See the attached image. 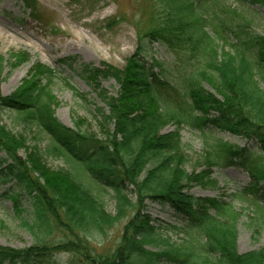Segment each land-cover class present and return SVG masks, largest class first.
I'll use <instances>...</instances> for the list:
<instances>
[{
  "label": "trees",
  "instance_id": "trees-1",
  "mask_svg": "<svg viewBox=\"0 0 264 264\" xmlns=\"http://www.w3.org/2000/svg\"><path fill=\"white\" fill-rule=\"evenodd\" d=\"M151 1L158 11L148 17L146 29L138 27L135 50L123 67L79 65L108 107V112L104 107L96 110L98 131L68 126L56 116L58 103L51 89L55 70L40 62L12 93L0 94V182L14 187L5 195L16 207L21 196L29 199L30 227L38 235L29 246L0 244V264H264V247L239 251L237 218L230 204L190 192L194 185L216 186L214 168L242 166L251 183L239 196H251L257 212L263 211L264 32L253 24L256 17H264V0H235L237 6L212 12L206 0ZM22 3L31 17L41 19L37 0ZM253 6L263 14H249ZM216 41L222 42L221 52ZM155 45L174 56L173 61L184 56L196 61L186 62L175 83ZM28 60L27 53L18 52L10 55L9 63L16 67ZM2 67L0 59V74ZM100 77L116 79V95L100 87ZM4 109L15 110L45 132L52 143L48 152L69 159L73 170L50 168L43 151L28 143L24 132L2 122ZM169 122L178 128L162 132ZM183 124L202 134L200 170L186 168L189 158L179 133ZM215 132L254 141L262 156L217 138ZM129 187L135 198L129 196ZM107 189L114 192V213L102 197ZM147 200L170 208L182 222L174 230L188 238L177 243L162 237L147 212ZM211 210L224 219L212 216ZM123 218L115 248L98 253L91 239ZM56 231L61 240H47ZM62 253H68L70 261L66 263Z\"/></svg>",
  "mask_w": 264,
  "mask_h": 264
},
{
  "label": "rangeland",
  "instance_id": "rangeland-1",
  "mask_svg": "<svg viewBox=\"0 0 264 264\" xmlns=\"http://www.w3.org/2000/svg\"><path fill=\"white\" fill-rule=\"evenodd\" d=\"M37 2L42 12L39 20L24 10L22 0H0V59H3L0 94L12 93L27 78L32 66L40 62L55 70L51 89L58 103L55 106L56 116L68 126L75 127L79 124L81 127L86 126L98 131L99 118H96V110L98 107H104L108 112V107L99 90L80 73L79 65L88 63L103 66V63H108L123 67L126 59L135 50L138 27L146 29L148 17L156 14L158 8L151 0H37ZM204 4L208 7V12L221 11L222 7L237 6L235 0H206ZM251 8L249 14L256 10L263 14L262 9H258L257 6ZM255 19L257 22L253 27L259 32H264V17ZM208 31L215 35L213 28L209 27ZM216 43L218 52H221L222 42ZM155 50L160 60L166 63L167 74L175 83L178 82L180 70L184 68L186 62L196 61L195 57L187 59L188 56H184L182 61H173L174 56L170 57L160 45H155ZM18 52L27 53L30 60L12 67L9 63L10 55ZM185 52L187 51H183V54ZM70 57L76 58L77 62H72ZM99 85L108 95L117 94L118 82L115 78L100 77ZM261 85L264 87L263 81ZM205 86L216 92L208 83H205ZM1 117L2 122L10 130L24 132L28 143L37 145L43 151L44 159L50 168L73 170L69 159L48 152L52 145L49 136L35 124L25 122L19 113L12 109H4ZM177 128L176 123L169 122L162 132L174 131ZM179 133L183 152L189 158L186 162L187 170H200L197 162L201 159L200 155L204 148L202 134L185 124L181 125ZM215 135L223 141L249 147L257 152L256 157L262 156L254 141L230 132H215ZM212 176L217 183L216 186L203 188L194 185L190 192L197 197H215L230 204L237 218V245L240 252L264 247V208L262 213L257 212L255 205L249 201L252 199L251 196L243 198L239 196L251 183L247 169L242 166L214 168ZM262 183L264 186V182ZM11 187L14 188L11 183L0 182V244L13 247L29 246L34 244L38 237L30 227L33 223L30 201L23 195L18 199L16 207L14 200L5 195L6 190ZM106 191L102 194L105 207L114 213L116 204L114 192L111 189ZM127 192L131 198H135L131 187ZM259 195L264 203V187L259 190ZM146 205L152 223L162 237H169L171 241L177 243H182L188 238L184 232L174 230V225L180 226L182 222L170 208L150 200L146 201ZM210 214L224 219L215 215L214 210H211ZM125 221L126 218H123L105 234L97 233L91 239L98 253H108L115 248ZM50 239L61 240L59 232H54L47 240ZM61 256L66 263L71 259L68 253H62Z\"/></svg>",
  "mask_w": 264,
  "mask_h": 264
}]
</instances>
